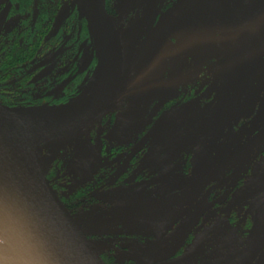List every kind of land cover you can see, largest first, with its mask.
I'll use <instances>...</instances> for the list:
<instances>
[{
  "label": "flooded vegetation",
  "instance_id": "flooded-vegetation-1",
  "mask_svg": "<svg viewBox=\"0 0 264 264\" xmlns=\"http://www.w3.org/2000/svg\"><path fill=\"white\" fill-rule=\"evenodd\" d=\"M242 2L105 0L117 99L84 167L64 156L44 174L73 219H137L104 264H264V0L237 38ZM97 65L73 0H0V105H63Z\"/></svg>",
  "mask_w": 264,
  "mask_h": 264
},
{
  "label": "water",
  "instance_id": "water-1",
  "mask_svg": "<svg viewBox=\"0 0 264 264\" xmlns=\"http://www.w3.org/2000/svg\"><path fill=\"white\" fill-rule=\"evenodd\" d=\"M73 1L96 45L97 88L69 119L62 112L72 100L47 109L0 105V264H104L48 185L36 156L39 146L72 139L104 117L120 87L119 33L105 0ZM262 5L243 0L246 17L235 21V37Z\"/></svg>",
  "mask_w": 264,
  "mask_h": 264
},
{
  "label": "rangeland",
  "instance_id": "rangeland-1",
  "mask_svg": "<svg viewBox=\"0 0 264 264\" xmlns=\"http://www.w3.org/2000/svg\"><path fill=\"white\" fill-rule=\"evenodd\" d=\"M88 134L89 131L86 130L72 139L39 146L36 150V156L43 174L53 168L64 156L71 158L70 168L75 164H82V167H84V164L91 159L93 153L89 150L90 148L86 150V145L83 144V142H88ZM85 177H87L86 173ZM104 204L106 205V202ZM107 209L102 210L100 207H94V209L87 211H79L74 216L85 237L99 256L101 255L105 260L107 256L111 255L112 247L109 245L119 247L116 238L125 237V233L130 229V227H126L127 222L125 221L137 220L130 217L129 212H127L128 218L121 206ZM135 214L136 211H133L132 215L135 216ZM119 219L124 222L123 225L120 224L122 222Z\"/></svg>",
  "mask_w": 264,
  "mask_h": 264
},
{
  "label": "bare ground",
  "instance_id": "bare-ground-1",
  "mask_svg": "<svg viewBox=\"0 0 264 264\" xmlns=\"http://www.w3.org/2000/svg\"><path fill=\"white\" fill-rule=\"evenodd\" d=\"M97 88V85H96V81H95V74L94 76L92 77V79L90 80V82L88 83V85L86 86V88L82 91V93L72 99V101L70 102V104L68 105V108L69 110L67 112H62L63 116L62 119H69V118H72L73 116H75L82 103L91 95L94 93V91L96 90ZM35 109H47L49 108L48 106L46 105H43V106H40V107H34ZM17 109H26V108H17ZM29 109V108H27Z\"/></svg>",
  "mask_w": 264,
  "mask_h": 264
}]
</instances>
